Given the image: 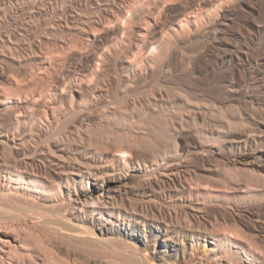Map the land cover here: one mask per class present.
I'll return each mask as SVG.
<instances>
[{
    "label": "bare ground",
    "instance_id": "6f19581e",
    "mask_svg": "<svg viewBox=\"0 0 264 264\" xmlns=\"http://www.w3.org/2000/svg\"><path fill=\"white\" fill-rule=\"evenodd\" d=\"M260 111L264 0H0V264H264Z\"/></svg>",
    "mask_w": 264,
    "mask_h": 264
},
{
    "label": "rangeland",
    "instance_id": "374dc122",
    "mask_svg": "<svg viewBox=\"0 0 264 264\" xmlns=\"http://www.w3.org/2000/svg\"><path fill=\"white\" fill-rule=\"evenodd\" d=\"M62 4H64V3H61L60 4V7H63V5ZM88 9L89 10H91V8H89L88 7ZM240 16V13H236V17H239ZM241 17V16H240ZM240 17H239V19H240ZM19 19L20 20H23V17L22 16H20L19 17ZM237 19V18H236ZM239 19H237V20H239ZM43 30V31H42ZM40 35H38V37L39 36H44V34L45 35H47L48 34V36L50 35L49 33H47V31L45 30V29H40ZM44 33L43 35H42V33ZM51 36V35H50ZM52 44V45H51ZM54 42L53 43H49V44H46V45H44L45 47H44V49L46 50V48H47V50H50V51H54L55 53H56V55H60V54H57V45L55 44V46H54ZM53 52V53H54ZM59 52V51H58ZM61 53V52H60ZM63 53H65L64 55H66V56H64V55H62ZM61 55L62 56H64V59H63V57H61V62H63L62 64H59V73H61V74H64L65 73V71H68L73 65H74V60H72L71 59V54L69 55V52H63ZM67 57V58H66ZM69 57V58H68ZM65 62H64V61ZM62 68V69H61ZM16 69H18V70H16ZM15 70H16V74L18 73H21L22 72V68H16ZM18 71V72H17ZM21 71V72H20ZM63 71V72H62ZM200 75V76H199ZM179 76H180V81L181 82H183L184 84H189V85H191V86H193L194 88H197V89H199V90H203V92H205V93H208V96H209V98H213L214 96H218V98H221V99H224V98H226L225 96L226 95H223V94H221V95H218L217 94V90L216 89H218V83H216L215 81H214V79H212V77H211V75H209V74H204V72H203V74H197V77L195 76L194 78L193 77H191V76H188V75H185L184 74V76L182 75V74H179ZM22 78V77H21ZM20 78V79H21ZM178 79H179V77H177ZM197 78V79H196ZM189 79V80H188ZM193 81V82H192ZM201 83V84H200ZM209 83V84H208ZM217 84V85H216ZM216 92V94H214ZM224 97H223V96ZM211 96V97H210ZM213 96V97H212ZM223 97V98H222ZM242 104V103H241ZM239 106H240V110H245L244 108L245 107H243V104L242 105H240L239 104ZM239 106H238V108H239ZM243 109H242V108ZM184 113L182 114L183 115V117L185 118H187L188 117V111L187 112H185V110L183 111ZM243 112H245V111H243ZM259 112V111H258ZM256 113L254 116H255V120H252L251 121V123H250V126H251V128L252 129H256L257 131L256 132H258L257 134H256V132H250L252 135H254V137L256 138V142H257V145L259 146V147H261V148H263L264 147V113L262 112V111H260V113ZM187 113V114H186ZM185 114V115H184ZM218 115H220V114H218ZM216 116V119H215V117H214V119H213V121L211 120L210 122H211V125L214 123L215 124V122L217 121V119L219 120L220 118H218V117H221V115L220 116ZM216 120V121H215ZM215 121V122H214ZM263 123H262V122ZM213 122V123H212ZM186 123V122H185ZM204 124V122H202V121H198L197 122V126H201V124ZM202 124V126H205V125H207V126H209V123H207V122H205V125H203ZM186 126H185V130L184 131H179V132H181V133H179V135H178V137H177V140H178V143L180 144V145H189V144H191L194 140H195V136H194V133H196V130H192L193 128H191L190 126H187V123L185 124ZM201 126V127H202ZM213 126V125H212ZM211 126V127H212ZM206 127V126H205ZM210 127V126H209ZM209 127H207L208 129H209ZM214 127H216L215 125H214ZM250 128V127H249ZM250 128V129H251ZM188 129V130H187ZM191 129V130H190ZM240 129V128H239ZM239 129H238V131H239ZM261 129V130H260ZM180 130H182V129H180ZM261 132V133H260ZM263 132V133H262ZM191 133V134H190ZM236 133H240V132H236ZM182 135V136H181ZM263 135V136H262ZM195 137V138H194ZM260 140V141H259ZM263 140V141H262ZM260 143V144H259ZM260 156H261V153H258L257 155H256V157H258L257 159H258V161H263V158L261 157L260 158ZM260 159V160H259ZM199 161V162H198ZM201 159H198V160H195V165L196 166H199V167H202V166H204V165H207V163L206 162H203L202 161V163H201ZM204 164V165H203ZM245 175V174H244ZM251 175V174H250ZM250 175H248V174H246L245 176H243V178H242V176H241V178H239L238 179V181L237 182H240V185H242L243 186V189L244 190H233V189H231L230 190V192H232V193H235V194H237L236 196L238 197V199H239V201L240 202H243L242 204H244V205H246V206H248V207H253V206H257L258 205V203H262V204H264V192H263V190H264V179H260V181L262 182L263 181V183H261L260 181H259V183H258V179L256 178V177H254V178H256V179H253V180H255V182H254V184L256 185V186H248L249 185V183H248V181L251 179V178H253L252 176H250ZM248 177V178H247ZM252 180V179H251ZM251 182V181H250ZM253 183V182H252ZM263 184V188L261 187V185ZM257 185H260V186H257ZM246 186H247V188H246ZM245 187V188H244ZM258 187H261V189L262 190H260L259 188L257 189ZM254 189V190H253ZM256 189V190H255ZM244 191V192H243ZM255 193V195L254 194H251V195H249L250 193ZM258 195H257V194ZM261 193H263V194H261ZM261 194V195H260ZM249 195V196H248ZM248 196V197H247ZM243 198V199H242ZM247 198V199H246ZM245 200V201H244ZM245 202V203H244ZM255 202V203H254ZM248 203V204H247ZM259 225V224H258ZM255 228H254V227ZM262 227V228H261ZM248 230H249V232H251V233H257V234H259L260 236H257V239H259V240H261L262 241V243H263V245H264V226H261V225H259V226H256V225H254V223H252V222H250L249 223V227H248ZM151 241H150V247H151V250H153L154 252L158 249V247H159V243H158V240H156L155 238H152V239H150ZM204 246H201L200 247V252L201 253H203L204 252ZM217 264H225V263H217Z\"/></svg>",
    "mask_w": 264,
    "mask_h": 264
}]
</instances>
